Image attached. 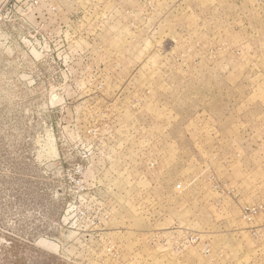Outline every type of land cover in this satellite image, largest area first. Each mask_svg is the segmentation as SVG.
Instances as JSON below:
<instances>
[{
	"label": "rangeland",
	"instance_id": "obj_1",
	"mask_svg": "<svg viewBox=\"0 0 264 264\" xmlns=\"http://www.w3.org/2000/svg\"><path fill=\"white\" fill-rule=\"evenodd\" d=\"M0 264H264V0H0Z\"/></svg>",
	"mask_w": 264,
	"mask_h": 264
}]
</instances>
